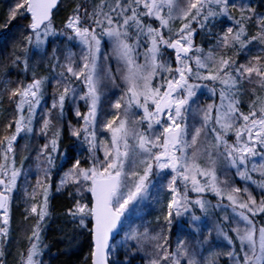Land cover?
<instances>
[{"label": "snow or ice", "instance_id": "obj_1", "mask_svg": "<svg viewBox=\"0 0 264 264\" xmlns=\"http://www.w3.org/2000/svg\"><path fill=\"white\" fill-rule=\"evenodd\" d=\"M0 264H264V0H10Z\"/></svg>", "mask_w": 264, "mask_h": 264}, {"label": "trees", "instance_id": "obj_2", "mask_svg": "<svg viewBox=\"0 0 264 264\" xmlns=\"http://www.w3.org/2000/svg\"><path fill=\"white\" fill-rule=\"evenodd\" d=\"M10 0H0V11H3L6 8L7 3H9Z\"/></svg>", "mask_w": 264, "mask_h": 264}]
</instances>
